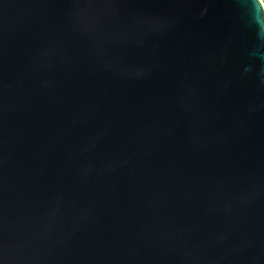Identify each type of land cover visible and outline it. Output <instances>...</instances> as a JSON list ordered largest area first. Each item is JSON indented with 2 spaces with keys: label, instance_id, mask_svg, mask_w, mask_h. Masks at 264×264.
<instances>
[{
  "label": "water",
  "instance_id": "1",
  "mask_svg": "<svg viewBox=\"0 0 264 264\" xmlns=\"http://www.w3.org/2000/svg\"><path fill=\"white\" fill-rule=\"evenodd\" d=\"M0 264H264L259 0H0Z\"/></svg>",
  "mask_w": 264,
  "mask_h": 264
},
{
  "label": "built area",
  "instance_id": "2",
  "mask_svg": "<svg viewBox=\"0 0 264 264\" xmlns=\"http://www.w3.org/2000/svg\"><path fill=\"white\" fill-rule=\"evenodd\" d=\"M262 4H263V8H264V0H259Z\"/></svg>",
  "mask_w": 264,
  "mask_h": 264
}]
</instances>
